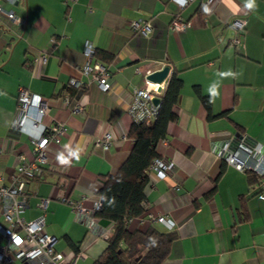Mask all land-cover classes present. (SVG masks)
I'll return each mask as SVG.
<instances>
[{
  "label": "crops",
  "instance_id": "crops-1",
  "mask_svg": "<svg viewBox=\"0 0 264 264\" xmlns=\"http://www.w3.org/2000/svg\"><path fill=\"white\" fill-rule=\"evenodd\" d=\"M244 4L191 0L179 9L172 0L5 2L22 25L0 20V186L14 183L20 163L34 161L32 137L54 121L65 123L67 133L60 143L48 146L40 176L25 179L29 199L21 215L29 221L44 213L45 230L56 238L54 248L66 257L84 254L75 264H91L100 256L107 244L103 231L111 230L112 221L97 219L89 231L59 197L77 200L98 194L133 146L128 136L133 122L127 114L133 89L164 64L169 65L166 79L175 72L182 87L173 106L176 119L168 123L155 149L160 158L173 162L174 170L163 179L148 173L144 220L131 219L128 229L175 233L160 264H264L260 177L234 168L222 155L237 145L264 149V0H256L251 11ZM205 5L210 12L203 10ZM176 14L188 24L181 31L168 29ZM235 18L245 20L243 31L230 24ZM132 21L150 22L151 32L141 34L131 28ZM86 40L113 56L109 61L92 57L110 72L107 91L96 82L69 85L72 77L87 78L80 72ZM42 52H47L45 63L34 62ZM229 69L240 75L221 82L208 118L195 88L208 95V86L219 79L215 73ZM21 87L48 98V111L37 126L28 119L19 121ZM65 97L79 101L84 111H72ZM106 131L113 142L102 150L94 139ZM66 144L84 149L71 167L56 161ZM40 198L48 199L45 210L38 206ZM149 215H161L171 226L149 220ZM0 221L6 223L1 203Z\"/></svg>",
  "mask_w": 264,
  "mask_h": 264
},
{
  "label": "built area",
  "instance_id": "built-area-1",
  "mask_svg": "<svg viewBox=\"0 0 264 264\" xmlns=\"http://www.w3.org/2000/svg\"><path fill=\"white\" fill-rule=\"evenodd\" d=\"M19 0H0V20L13 21L22 25V20L15 14L13 9L6 8L5 2L14 4ZM74 1V0H66ZM178 7H185L191 0H172ZM209 1V0H206ZM234 28L243 31L245 20L235 18L230 23ZM187 22L183 21L179 14H176L168 24V29L173 31H181L186 28ZM131 28L138 30L143 35H148L151 32L152 26L148 21H132ZM240 39L234 38L237 43ZM53 42V40H52ZM95 49L90 42L86 40L83 44L84 61L80 67L81 74L87 78L82 81L78 78H70L69 85L72 87L85 86L91 82H96L99 88L107 91L111 84L109 81L110 72L108 68L98 59L93 60ZM34 62L45 63L47 52L38 53L34 56ZM164 81L160 84L146 80L141 86L133 89L132 100L127 108V114L132 122L148 123L154 120L158 113L160 100L157 103L153 102L154 97H159L162 93L156 88L160 86L164 88ZM18 100L16 111L20 120L28 119L33 126L42 123L43 116L49 108L48 98L29 91L21 87L18 90ZM65 103L71 102V110L83 112L84 106L79 101L70 100L69 97L64 98ZM66 125L62 121H54L46 125L40 134L31 138L32 154L34 161L29 163H20L15 170L14 183L11 185L0 186V203L1 216L3 221H0V238L3 243H0V264H75L79 257H83L82 252L74 253L71 257H66L62 252L54 248L56 241L55 236L49 234L45 230L44 213H41L32 220H25L21 215L24 208L27 206L29 194L24 190L26 178L28 176H40L41 167L47 162L46 151L48 146L58 144L66 135ZM113 142V137L109 131L94 139V145L102 150H107ZM227 163L234 168L242 171H251L260 177V195L264 197V149L248 150L240 145L229 150L222 151ZM23 159V156H20ZM174 164L171 161L164 160L159 156L154 157L148 168V173H153L157 178L163 179L169 173L173 172ZM65 180L61 179L59 186L63 187ZM145 192V191H144ZM61 202L68 204L71 212L79 218L90 231L97 225L96 212L101 209V198L97 194H83L79 199H71L68 195L62 194ZM47 198H40L38 206L46 209ZM86 201H90L86 204ZM147 209V201L142 202ZM147 210H145L146 212ZM145 212L136 217L140 221L144 220ZM149 220L158 221L171 226L169 221L161 215H149ZM131 221V219H130ZM104 236L107 237L108 231L104 229ZM17 238L19 243H17Z\"/></svg>",
  "mask_w": 264,
  "mask_h": 264
},
{
  "label": "trees",
  "instance_id": "trees-1",
  "mask_svg": "<svg viewBox=\"0 0 264 264\" xmlns=\"http://www.w3.org/2000/svg\"><path fill=\"white\" fill-rule=\"evenodd\" d=\"M94 55L102 61L113 57L107 51L95 50ZM181 87V78L175 72L171 73L160 94L154 120L131 124L128 136L133 140V146L118 168L108 174L98 191L102 205L95 213L96 217L112 221V228L106 237V247L91 264H160L168 256L174 232L158 231L152 227L144 231H130L128 223L146 210L142 202L146 200L144 189L148 168L153 158L158 156L155 149L157 142L166 136L168 123L176 119L173 106ZM195 92L210 118L208 95L200 94L197 88Z\"/></svg>",
  "mask_w": 264,
  "mask_h": 264
},
{
  "label": "clouds",
  "instance_id": "clouds-1",
  "mask_svg": "<svg viewBox=\"0 0 264 264\" xmlns=\"http://www.w3.org/2000/svg\"><path fill=\"white\" fill-rule=\"evenodd\" d=\"M244 7L248 10H254L256 8V0H245ZM206 13L211 10L205 5L203 9ZM215 75L219 78L214 80L207 89L208 93V102L209 104L215 103L216 99L220 96L221 82L224 79H237L240 73L235 72L231 69L227 71H217ZM84 149L77 145L72 147L70 144L64 145V149L56 154V161L60 166L71 167L73 161L78 162L81 159ZM264 199V197H262Z\"/></svg>",
  "mask_w": 264,
  "mask_h": 264
},
{
  "label": "water",
  "instance_id": "water-1",
  "mask_svg": "<svg viewBox=\"0 0 264 264\" xmlns=\"http://www.w3.org/2000/svg\"><path fill=\"white\" fill-rule=\"evenodd\" d=\"M168 72H169V65L164 64L160 69L147 74V79L151 82H155L161 85V83L166 79ZM160 89H161L160 86L156 88L157 91H160ZM159 100L160 99L157 96L153 98L154 103L159 102Z\"/></svg>",
  "mask_w": 264,
  "mask_h": 264
},
{
  "label": "snow or ice",
  "instance_id": "snow-or-ice-1",
  "mask_svg": "<svg viewBox=\"0 0 264 264\" xmlns=\"http://www.w3.org/2000/svg\"><path fill=\"white\" fill-rule=\"evenodd\" d=\"M17 243H19V239L17 238Z\"/></svg>",
  "mask_w": 264,
  "mask_h": 264
}]
</instances>
